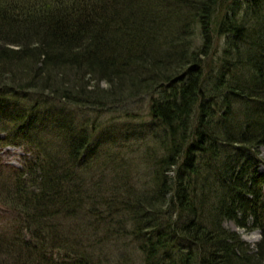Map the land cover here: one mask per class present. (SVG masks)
<instances>
[{"label": "trees", "instance_id": "trees-1", "mask_svg": "<svg viewBox=\"0 0 264 264\" xmlns=\"http://www.w3.org/2000/svg\"><path fill=\"white\" fill-rule=\"evenodd\" d=\"M223 1L0 0V146L24 149L11 182L0 166L21 224L0 233V264H131L130 249L105 250L125 218L142 264H264V0H235L241 16L220 19ZM215 29L227 35L221 66L205 61ZM141 95L164 151L148 188L106 197L77 172L94 131L68 112ZM54 103L62 113L43 109ZM169 197L183 224L163 220ZM229 220L261 241L251 248Z\"/></svg>", "mask_w": 264, "mask_h": 264}, {"label": "rangeland", "instance_id": "rangeland-1", "mask_svg": "<svg viewBox=\"0 0 264 264\" xmlns=\"http://www.w3.org/2000/svg\"><path fill=\"white\" fill-rule=\"evenodd\" d=\"M234 2L235 0H224L221 5H219L220 9L217 11V17L222 19V16L227 12H229L230 16L232 14L241 16L242 6H238L236 9V4H234ZM220 19L218 22H220ZM226 37L227 35H225V33H217L216 29L213 31L214 42L212 44L210 55L205 59L207 65L211 66L212 64L213 66H221L225 48H228ZM102 86L104 87L105 84H102ZM152 101V96L141 95L135 99H128L125 103L111 105L105 108V110H98V112L94 113L74 108L70 110L71 112H68V116L74 118L75 121L79 122L85 120L87 122V126H89V130L91 132L94 131L92 133L90 149L87 150L89 154L87 155V158H85L86 162L84 161L88 167H85L86 165H82V167L76 170L78 174H80L87 169L90 173L88 176L93 174L94 180H92L89 184L92 186L95 185L97 187V191L98 186H100L99 189H101V193H104L106 197L112 194L120 196V193L130 197V195L140 193L141 190H145L149 185H151L150 181L155 162L153 160L155 158H160L161 153L164 151L160 144L151 142V140H153V135L156 134V136L160 137L163 130L161 127L159 128L157 126V121L151 115ZM29 103L32 104V102ZM51 108H54L53 110H55L57 114L58 112L62 113L60 106L55 103L54 105L50 104L49 106H45L43 109H47V111H49ZM63 114L66 116V112ZM128 130H130L131 134L136 133V136L140 135L142 139L138 140V138H135L136 136L130 139L127 138L126 134ZM124 134L126 135V139L124 138ZM146 142L151 144L150 148L144 145ZM116 145H119V147ZM121 145H123V147L125 146L122 148V154L118 155V158H115L114 160L112 159L113 161L110 160V164L106 166L104 159H108V152H110V155H114L118 151H121ZM148 149H150L152 153L150 156ZM260 150V156L264 159V147H261ZM91 151H97V154L93 156L94 154L91 153ZM23 155L24 149L22 146H15L11 144L0 146V166L5 169V183L11 182V178L9 179L7 176L14 175L13 173H19L21 170H24ZM181 159L184 160V157ZM100 164L104 165L103 169L99 166ZM176 169L177 167H173L172 171ZM261 170L264 172V166H261ZM175 172L176 171H173V173L171 172L169 174V177L172 180L176 176ZM12 180H14V178H12ZM1 186L2 184L0 182V233H3L6 230H12L16 225L20 224V221L19 214H17V212L12 208L15 204L9 193L11 189H7L6 187H3V189ZM173 202V204L170 205L171 198L169 197L166 204L167 207L174 212V215H172V218H167V214H165V219L163 220L167 222H175L176 220L183 224L185 222L184 216L176 210V201L174 200ZM99 203L103 202L98 201L95 206H89L87 202H85L83 205L81 204L80 211L83 210L82 213L86 215L89 210L93 211V208L99 209V207H101ZM160 215L161 217L163 216L162 213H160ZM129 220V218H125L124 220V234L119 237L112 235L115 241H111V245L107 244L105 250L110 257H114V253L118 254V256L122 255V252L126 247L127 250H131V256H128L130 257L129 259H132L131 264H142V254L139 251L138 244L135 239L136 237H134V233L132 231L133 226ZM68 222L69 221L67 220L65 223V230H67L65 232L66 234L70 233L73 228L72 224H74V222ZM223 223V227L225 229L238 233L242 240L250 245L251 248L258 244L262 239V233L259 232V230L254 229L248 231L247 229L238 228L236 224L230 220L224 221ZM177 228L178 230L181 229L179 227ZM100 229L102 232H105L104 227H100ZM120 238L122 239L120 240ZM2 259L3 256L0 255V260Z\"/></svg>", "mask_w": 264, "mask_h": 264}]
</instances>
